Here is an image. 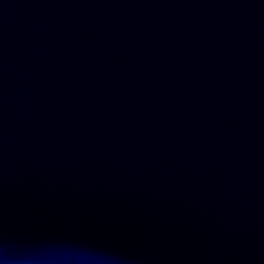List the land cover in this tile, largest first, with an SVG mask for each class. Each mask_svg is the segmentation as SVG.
<instances>
[{
  "label": "water",
  "instance_id": "obj_1",
  "mask_svg": "<svg viewBox=\"0 0 264 264\" xmlns=\"http://www.w3.org/2000/svg\"><path fill=\"white\" fill-rule=\"evenodd\" d=\"M0 264H264V0H0Z\"/></svg>",
  "mask_w": 264,
  "mask_h": 264
},
{
  "label": "clouds",
  "instance_id": "obj_2",
  "mask_svg": "<svg viewBox=\"0 0 264 264\" xmlns=\"http://www.w3.org/2000/svg\"><path fill=\"white\" fill-rule=\"evenodd\" d=\"M70 255V254H69Z\"/></svg>",
  "mask_w": 264,
  "mask_h": 264
}]
</instances>
